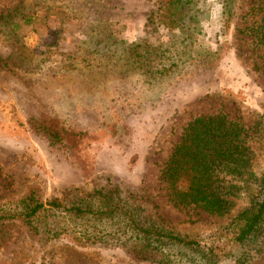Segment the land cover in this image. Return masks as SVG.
<instances>
[{"label": "rangeland", "instance_id": "obj_1", "mask_svg": "<svg viewBox=\"0 0 264 264\" xmlns=\"http://www.w3.org/2000/svg\"><path fill=\"white\" fill-rule=\"evenodd\" d=\"M201 1L199 23L186 35L148 20L151 0H0V204L28 187L51 199L64 190L111 184L124 199H145L173 232L211 240L231 213L217 218L174 207L159 170L184 125L217 111L240 116L245 126L261 125L250 139L253 165L261 170L264 68L250 69V43L236 33L250 23L243 14L254 0L236 3L227 31L221 0ZM96 24L104 27L87 35ZM101 29L126 49L146 45L153 74L133 59L98 58L109 52L93 45ZM223 42L230 49H222L217 67L205 65L203 48L209 52ZM116 44L106 42L109 49ZM39 116L82 135L69 134L68 147L51 146L27 128L26 119ZM60 224V235L48 241L17 223L0 224V264H146L134 263L109 241L77 242L76 232L91 224ZM256 244L246 264H264V234Z\"/></svg>", "mask_w": 264, "mask_h": 264}, {"label": "trees", "instance_id": "obj_2", "mask_svg": "<svg viewBox=\"0 0 264 264\" xmlns=\"http://www.w3.org/2000/svg\"><path fill=\"white\" fill-rule=\"evenodd\" d=\"M238 1L221 0V26L226 31L237 17L234 9ZM201 4V0H151L153 9L148 20L154 18L158 25L187 35L199 23ZM253 5L243 14L250 23L236 28V33L248 38L249 67L259 72L264 68V2L254 0ZM29 19L25 18L24 23ZM102 27L96 24L87 35ZM99 33L93 45L109 52L98 58H124L127 63L133 59L135 64H145V72L153 74L149 67L151 52L146 45L138 50L131 45L126 49L123 42L108 34L111 32L101 29ZM108 40L117 43L113 50L106 46ZM222 49H230L227 42L215 44L209 52L203 48L205 65L217 67ZM151 51L157 58V51ZM0 63L5 65V60ZM160 70L164 71V66ZM155 71L159 72V68ZM262 111L264 119V107ZM26 125L49 145L68 147L71 133L52 120L29 117ZM259 126L257 120L245 126L240 116L228 118L222 111L198 115L181 129L161 165L159 180L174 207L217 218L231 213L227 222L208 236L209 242L173 232L145 199H124L118 187L111 184L88 191L64 190L51 199L42 198L37 188L28 187L17 198L0 204V224L17 223L31 237L46 241L60 235L63 220L91 224L90 230L76 232L77 242L101 246L109 241L134 263L246 264L264 234V166L255 169L250 146ZM81 135L71 134L79 138ZM97 225L106 226L109 232L96 229Z\"/></svg>", "mask_w": 264, "mask_h": 264}]
</instances>
